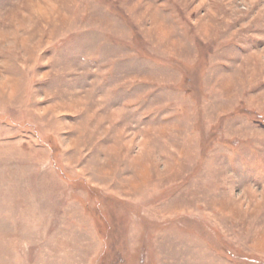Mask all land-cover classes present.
<instances>
[{
	"label": "rangeland",
	"instance_id": "1",
	"mask_svg": "<svg viewBox=\"0 0 264 264\" xmlns=\"http://www.w3.org/2000/svg\"><path fill=\"white\" fill-rule=\"evenodd\" d=\"M0 264H264V0H0Z\"/></svg>",
	"mask_w": 264,
	"mask_h": 264
}]
</instances>
